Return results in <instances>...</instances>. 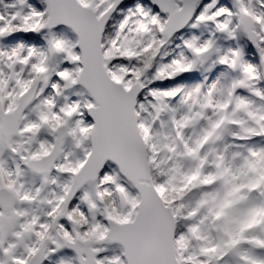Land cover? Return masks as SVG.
<instances>
[{
  "label": "snow or ice",
  "instance_id": "snow-or-ice-1",
  "mask_svg": "<svg viewBox=\"0 0 264 264\" xmlns=\"http://www.w3.org/2000/svg\"><path fill=\"white\" fill-rule=\"evenodd\" d=\"M0 264H264V0H0Z\"/></svg>",
  "mask_w": 264,
  "mask_h": 264
},
{
  "label": "rangeland",
  "instance_id": "rangeland-1",
  "mask_svg": "<svg viewBox=\"0 0 264 264\" xmlns=\"http://www.w3.org/2000/svg\"><path fill=\"white\" fill-rule=\"evenodd\" d=\"M213 76H215V73L213 74ZM184 79L192 80V81H198V80H200V76L199 75H194V76L191 75V77L190 76H186V77H184ZM160 86L163 87L165 85H160Z\"/></svg>",
  "mask_w": 264,
  "mask_h": 264
}]
</instances>
